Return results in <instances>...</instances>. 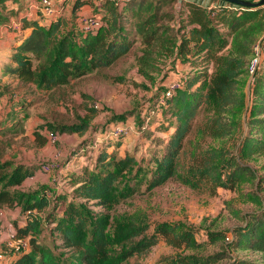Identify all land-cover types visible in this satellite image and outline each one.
I'll return each mask as SVG.
<instances>
[{
    "label": "trees",
    "instance_id": "1",
    "mask_svg": "<svg viewBox=\"0 0 264 264\" xmlns=\"http://www.w3.org/2000/svg\"><path fill=\"white\" fill-rule=\"evenodd\" d=\"M15 1L0 0V25L19 15V9L12 6ZM67 3L65 0V6ZM176 3L77 0L70 17L64 13L41 23L38 16L33 18L28 12L22 16V32L30 33L11 55L4 75L34 85L45 94L71 80L110 69L131 54L139 75L152 83L165 74L167 64L174 68L178 62L190 66L199 62L211 70L181 79L180 88L171 97L166 98L169 88L165 91L163 111L175 120V130L168 141L159 144L163 150L148 161L153 168L143 166L145 157L140 162L130 155L118 159L117 148L107 135L95 152L91 170L82 168V175L66 172L74 182L73 197L68 201L57 194V203L65 207L63 215L53 221L63 248L69 251L70 256L64 260L39 245L36 238L41 233V220L33 213L48 209L50 200L43 190L29 194L20 190L35 177V165L15 166L8 161L5 157L13 143L5 141V162L0 156V208L21 207L28 212L26 226L18 227L16 236L30 237L32 248L20 252L12 264H127L161 242L176 254L162 258L159 264H219L230 258L229 251H250L262 258L258 262L230 258L228 264H264V177L250 165L264 157V6L242 8L226 2L205 6L199 1L182 0L177 7ZM85 6H91L92 14L101 17L102 25L95 32L80 29L76 15ZM129 24L133 30L127 27ZM257 50L260 63L252 74ZM3 97L0 88V100ZM18 103L7 105L8 120L15 110L26 112L33 106ZM125 119L122 116L117 120ZM85 129L83 124L62 126L60 132L81 133ZM69 164L75 168L78 165L74 161ZM170 181L210 197L217 196L220 189L236 191L247 184L252 188L250 200L259 208L240 218L243 226L235 228L232 237L208 231L210 244H224L221 253L203 256L200 251L205 245L199 242L193 226L160 223L148 234L150 225L143 217L123 214L115 217L116 234L112 238L107 232L112 225L109 216L94 219L85 206L94 202L111 211Z\"/></svg>",
    "mask_w": 264,
    "mask_h": 264
},
{
    "label": "rangeland",
    "instance_id": "2",
    "mask_svg": "<svg viewBox=\"0 0 264 264\" xmlns=\"http://www.w3.org/2000/svg\"><path fill=\"white\" fill-rule=\"evenodd\" d=\"M76 1L68 0V6L63 3L67 17L70 16ZM181 1L177 0V7ZM197 1L205 6L220 5L223 2L221 0ZM27 2V0L15 1L16 8H19L18 13L24 15L27 9L34 13L35 10L31 9L32 4ZM38 18L41 23H46L40 16ZM127 27L133 30L131 24ZM7 35H3L5 38L0 37V56L9 54L6 44L13 42L14 37ZM137 47L138 45L135 48ZM210 70L207 65L200 66L199 62L195 66L178 62L174 68L167 64L163 71V74L167 75L164 74L165 77L163 75L152 83L139 75L131 54L110 69L71 80L50 94L43 93L34 85H25L9 78L3 81L0 78L6 98L0 106L1 160L5 162L2 158L3 152L6 153L5 141L13 143L11 150L13 152L9 153L12 159L8 161L13 162L15 166L20 164L17 161L35 165L37 171L33 179L22 185L21 192L29 194L43 190L51 202L48 209L33 213L41 220V233L36 237L39 245L52 250L60 261L70 256L69 251L63 248L59 235L54 231L56 225L53 224L57 216L63 215L62 210L65 207V204L57 203L59 202L56 200L57 194L67 197L68 201L73 197V179H69V175L64 171L82 175L84 172L82 168L91 170L95 152L104 141V136L107 135H110L108 140L117 148L118 159L130 155L140 162L145 157L143 166L153 168L148 161L163 150V146L159 144L168 141L170 134L175 130L173 126L175 120L165 115L163 111L167 98L163 97L165 91L171 84L179 83L181 79L193 78L200 72L203 75ZM9 102L12 104L27 102L28 105L33 106L24 112L22 118L19 116L21 113L15 110L12 120H8L5 113L10 110L7 107ZM122 116H126V119L117 120ZM199 119H202V115ZM81 124L86 126L84 132L72 134L60 132L62 126ZM119 127H125L128 134L117 140L115 134L118 133ZM17 130L22 131L18 133ZM20 135L22 138L18 139ZM78 153L81 156L78 157ZM82 154L85 155L82 156ZM86 154H90V157L88 158ZM16 158L17 161H15ZM70 161L77 162L76 168L69 164ZM52 164L58 165V168L47 173L43 171L44 166ZM250 165L264 177V157L251 161ZM251 191V186L244 184L236 191L220 189L217 196L210 197L206 193L193 191L176 181H170L150 193L139 194L122 202L111 211L96 206L94 202L87 203L85 206L94 219L109 216L112 225L107 232L112 238L116 234L115 217L123 214L143 217L150 225L148 234H152L156 225L160 223H181L185 226H193L198 230L199 242L205 245L200 254L210 256L221 253L224 243L221 241L215 245L210 244L207 237L208 231L225 232L227 236L232 237L234 229L243 226L240 218L247 213L256 212L259 208L250 200ZM261 196L264 203V193ZM0 210L3 214L18 212V220L9 219L5 223L4 220H0V255H3L8 263H14L20 250L21 255L22 252L32 249L30 237L20 239L16 236L15 239H11L12 234L17 232L19 222L26 226L29 214L21 207H3ZM22 241L27 246H23ZM175 254V250L161 242L147 254L131 258L127 264H159L162 258ZM228 257L255 262L262 258L260 254L250 251H229ZM230 258L219 264H228Z\"/></svg>",
    "mask_w": 264,
    "mask_h": 264
},
{
    "label": "built area",
    "instance_id": "3",
    "mask_svg": "<svg viewBox=\"0 0 264 264\" xmlns=\"http://www.w3.org/2000/svg\"><path fill=\"white\" fill-rule=\"evenodd\" d=\"M65 0H38L34 5H32L31 9H34V14L37 16H40L42 19H44L45 22H50L60 16H62L65 13V7H63V3ZM31 11H29L31 15ZM33 13V12H32ZM78 23L80 26V29L85 33L95 32L98 30L101 25V17L98 15H81L78 18ZM260 63V57H259V50H257V58L252 62L251 64V73L254 74L256 71L257 66ZM180 88V83H173L170 85L168 92L166 94V97H171L172 94ZM128 134V130L125 127H119L118 133H116V136H124ZM54 140V138H53ZM58 168V165H47L44 166L43 171L44 172H51ZM16 234H12L11 239H15ZM23 246H27L24 241L21 242ZM19 249V248H18ZM21 251V250H20ZM19 251V253H20ZM0 264H8V261H6V258L3 255H0Z\"/></svg>",
    "mask_w": 264,
    "mask_h": 264
},
{
    "label": "crops",
    "instance_id": "4",
    "mask_svg": "<svg viewBox=\"0 0 264 264\" xmlns=\"http://www.w3.org/2000/svg\"><path fill=\"white\" fill-rule=\"evenodd\" d=\"M27 1H28L27 3L34 5L38 0H27ZM192 1H194V0H192ZM195 1H197V0H195ZM16 4L17 3H14V4H12V6H14L15 10L18 11L19 8H16V6H17ZM67 6H68V3H67ZM26 11L29 13L30 9H27ZM92 13H93L92 7L91 6H85L80 12H78V14L76 15V17L79 18V16H81V15H91ZM70 15H71V13H70ZM22 16H23V13H21V14L19 13V15L17 17H15V18H12L7 25H4V26L3 25H0V37L1 38H5L3 36L5 34H8L7 36H9V37H12V36L14 37L13 42H7V44H6V45H8L7 52L9 54H7V56H2V55L0 56V58H1L0 59V70H1L0 78L3 81H5L8 78L9 79H14L17 82L19 81L16 77H13V76H5L4 75V68L9 63L10 57L14 53L15 49L22 44V42L24 41V39L30 33L29 31L22 32V23H21ZM30 16L33 17V18L37 17V15L34 14V13H32V11H31V15ZM0 53H1V51H0ZM0 88L4 91L3 85L0 84ZM5 99L6 98L3 97L0 100V106H2V103H3V101H5ZM18 112L21 113V115H19V116L22 118L23 117V114H24V111L20 109V110H18ZM25 133H26V131H25ZM21 138H22V135H20L18 139H21ZM13 146L14 145L12 144V148H13ZM12 148L9 150L8 154L9 153L12 154V152H13V151L11 152ZM8 154L6 155L5 158L8 159V160L12 159L11 154H9V155ZM15 161H17V158L15 159ZM17 162L20 163V164L27 165L26 162H22V161H17ZM64 172L66 173L67 171L65 170ZM36 175H37V173H36ZM2 212L3 211L0 210V220H4L3 221L4 223L7 220H9V219H11V220H18V215H17L18 212H14V213L9 212V213H6V214H3ZM18 226L19 227H23L24 226V223L19 222V225Z\"/></svg>",
    "mask_w": 264,
    "mask_h": 264
},
{
    "label": "water",
    "instance_id": "5",
    "mask_svg": "<svg viewBox=\"0 0 264 264\" xmlns=\"http://www.w3.org/2000/svg\"><path fill=\"white\" fill-rule=\"evenodd\" d=\"M221 1L242 8H259L264 6V0H260L258 2H251L248 0H221Z\"/></svg>",
    "mask_w": 264,
    "mask_h": 264
}]
</instances>
